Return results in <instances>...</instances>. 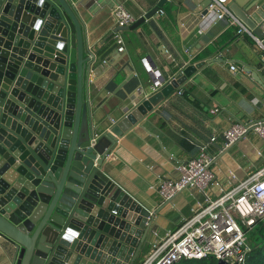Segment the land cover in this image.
<instances>
[{
	"label": "water",
	"instance_id": "95a60500",
	"mask_svg": "<svg viewBox=\"0 0 264 264\" xmlns=\"http://www.w3.org/2000/svg\"><path fill=\"white\" fill-rule=\"evenodd\" d=\"M164 1L113 34L152 19ZM83 3L0 0V237L8 264H134L155 214L104 164L118 138L200 67L189 65L117 123L95 124L88 83L96 55ZM228 7L264 38V0Z\"/></svg>",
	"mask_w": 264,
	"mask_h": 264
},
{
	"label": "crops",
	"instance_id": "0c3cea01",
	"mask_svg": "<svg viewBox=\"0 0 264 264\" xmlns=\"http://www.w3.org/2000/svg\"><path fill=\"white\" fill-rule=\"evenodd\" d=\"M251 1L229 4L246 8ZM206 2L165 0L155 17L136 29L119 31L125 46L122 52L113 34L118 29L114 8L122 4L137 20L158 0H84L78 6L90 50L96 55L88 83L95 124L117 123L189 65H200L118 138L103 167L111 180L155 214L148 242L134 264H142L150 253L153 233L176 230L204 202L203 193L192 188L164 201L153 188L159 176L178 179V166L196 158L205 144L211 169L227 191L264 169V142L254 131L230 146L223 134L234 122L264 120V85L250 72L264 81V38L258 39L250 30L240 32L241 25L231 18L202 27L206 16L201 9ZM144 58L154 72L147 70ZM155 75L162 83L159 88ZM210 196L220 195L212 188ZM3 245L0 237V264H8Z\"/></svg>",
	"mask_w": 264,
	"mask_h": 264
},
{
	"label": "built area",
	"instance_id": "2783aa9c",
	"mask_svg": "<svg viewBox=\"0 0 264 264\" xmlns=\"http://www.w3.org/2000/svg\"><path fill=\"white\" fill-rule=\"evenodd\" d=\"M231 0H211L206 20L202 27L219 20L231 18L241 25L240 32L248 31L229 9ZM118 28L130 26L136 17L122 4L113 11ZM118 51L125 50L124 40L119 32L115 35ZM148 71L154 72L148 58L143 59ZM234 70L236 67L231 66ZM156 88L162 83L155 75ZM176 81V77L169 83ZM181 93V92H179ZM254 131L264 142V120L249 123L234 122L224 131L226 146H230ZM95 134L92 142H96ZM216 136L211 138V142ZM212 158L208 144L202 146L199 155L180 164L178 179L159 176L153 188L164 201L172 200L185 188L197 189L203 193L204 202L194 210L193 215L182 220L174 231L160 235L155 232L151 250L142 264H176L181 260L203 259L208 256L228 264H246L250 247L247 235L259 222L264 220V169L252 174L240 187L227 191L211 169ZM216 188L217 199H212L210 190Z\"/></svg>",
	"mask_w": 264,
	"mask_h": 264
},
{
	"label": "trees",
	"instance_id": "16d2710c",
	"mask_svg": "<svg viewBox=\"0 0 264 264\" xmlns=\"http://www.w3.org/2000/svg\"><path fill=\"white\" fill-rule=\"evenodd\" d=\"M254 228L257 229L256 236L249 239V235H247L250 252L246 264H264V220ZM176 264H218V260L213 256H208L203 259L181 260Z\"/></svg>",
	"mask_w": 264,
	"mask_h": 264
},
{
	"label": "rangeland",
	"instance_id": "374dc122",
	"mask_svg": "<svg viewBox=\"0 0 264 264\" xmlns=\"http://www.w3.org/2000/svg\"><path fill=\"white\" fill-rule=\"evenodd\" d=\"M256 233H257V229L254 228L252 229L250 232H249V239L252 238V237H255L256 236ZM248 237V236H247Z\"/></svg>",
	"mask_w": 264,
	"mask_h": 264
}]
</instances>
